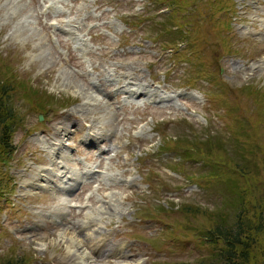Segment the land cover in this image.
Masks as SVG:
<instances>
[{
    "label": "rangeland",
    "instance_id": "1",
    "mask_svg": "<svg viewBox=\"0 0 264 264\" xmlns=\"http://www.w3.org/2000/svg\"><path fill=\"white\" fill-rule=\"evenodd\" d=\"M177 23L196 32L185 40ZM0 75L25 84L17 150L0 163V262L74 264L68 244L79 243L116 244L100 264L210 261L205 213L232 221L233 191L263 188L264 0H0ZM59 125L70 132L56 159ZM89 134L102 138L90 148ZM56 161L96 181L33 180L54 179Z\"/></svg>",
    "mask_w": 264,
    "mask_h": 264
},
{
    "label": "trees",
    "instance_id": "2",
    "mask_svg": "<svg viewBox=\"0 0 264 264\" xmlns=\"http://www.w3.org/2000/svg\"><path fill=\"white\" fill-rule=\"evenodd\" d=\"M176 25L178 32L180 31V37L185 40L189 39L190 32H196L195 29L184 27L180 23ZM185 43L189 44L191 50H193L190 42L182 41V44ZM200 58L204 61V65H209L208 60L202 56ZM19 83L21 81H17L14 75L12 77L0 75V163L2 164H8L14 158V153L17 150L13 144V137L22 124L23 116L15 106L14 101L17 93L19 91L23 92L25 87V84L20 86ZM40 101L43 103V100ZM49 107L51 106H48L47 109ZM173 143L176 142L166 141L167 147L174 146L170 147V150H176L177 146L180 145L179 143L172 145ZM216 144L220 148L218 143ZM186 155L187 158L191 157V153L188 151ZM214 166L218 167L217 164ZM225 166L226 164L221 168ZM237 167L241 169L240 166L233 164L230 172L244 177V174L236 170ZM8 176L7 173L0 171V197L4 195L3 189H8ZM255 190L256 186L251 188V191L249 187H242L240 191H233L235 197L232 196L231 200L226 202L233 210L234 218L232 221L229 220V217L232 216L229 210H216L211 216L205 213L209 217L210 226L199 229V233H202V237L204 236L203 240H207V243L212 244L213 255L210 261L203 262L200 260L194 264H264V185L262 190H259L257 186V193ZM186 211L204 215L200 206L188 205ZM0 264H22V259H7L0 262ZM179 264L190 263L182 262Z\"/></svg>",
    "mask_w": 264,
    "mask_h": 264
},
{
    "label": "bare ground",
    "instance_id": "3",
    "mask_svg": "<svg viewBox=\"0 0 264 264\" xmlns=\"http://www.w3.org/2000/svg\"><path fill=\"white\" fill-rule=\"evenodd\" d=\"M74 32V31H73ZM75 34V33H74ZM133 90V89H132ZM134 94L137 93L139 90L134 89ZM70 130L67 127H64L63 125H59V127L55 128V134L53 135L54 141H50V146L56 151L55 157L57 159V154L59 152H64L63 149L65 147V138L69 134ZM56 165L59 166L61 162L56 161ZM62 166H59L57 168V173H54L53 178L58 181H62L64 185L68 184L69 186H72L74 184H71V182L66 183L65 177H67L64 171V163H61ZM42 171V170H41ZM33 178L34 181H38L39 179H43V183H52L54 179H50L49 176L46 173L40 172L39 174H35ZM83 177V176H81ZM76 182L80 178L79 176H75ZM101 244V243H100ZM99 247V244H96L92 248H86L83 243H79V245L75 244H68V253L69 258L72 260L74 264H100V261L95 257V254H97V248Z\"/></svg>",
    "mask_w": 264,
    "mask_h": 264
},
{
    "label": "water",
    "instance_id": "4",
    "mask_svg": "<svg viewBox=\"0 0 264 264\" xmlns=\"http://www.w3.org/2000/svg\"><path fill=\"white\" fill-rule=\"evenodd\" d=\"M42 118V117H41Z\"/></svg>",
    "mask_w": 264,
    "mask_h": 264
}]
</instances>
